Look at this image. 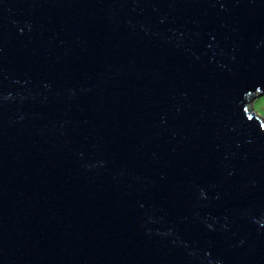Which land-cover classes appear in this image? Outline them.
I'll list each match as a JSON object with an SVG mask.
<instances>
[{
	"label": "water",
	"instance_id": "water-1",
	"mask_svg": "<svg viewBox=\"0 0 264 264\" xmlns=\"http://www.w3.org/2000/svg\"><path fill=\"white\" fill-rule=\"evenodd\" d=\"M264 0H0V264H264Z\"/></svg>",
	"mask_w": 264,
	"mask_h": 264
},
{
	"label": "rangeland",
	"instance_id": "rangeland-1",
	"mask_svg": "<svg viewBox=\"0 0 264 264\" xmlns=\"http://www.w3.org/2000/svg\"><path fill=\"white\" fill-rule=\"evenodd\" d=\"M253 108L260 116L264 118V95L258 96L253 101Z\"/></svg>",
	"mask_w": 264,
	"mask_h": 264
}]
</instances>
